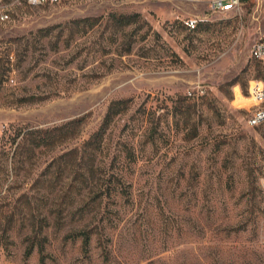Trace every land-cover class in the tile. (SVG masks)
Listing matches in <instances>:
<instances>
[{
	"label": "rangeland",
	"instance_id": "obj_1",
	"mask_svg": "<svg viewBox=\"0 0 264 264\" xmlns=\"http://www.w3.org/2000/svg\"><path fill=\"white\" fill-rule=\"evenodd\" d=\"M0 4V264H264V124L243 108L264 77V0ZM117 99L128 108L85 150ZM82 115L73 137L12 156L18 130Z\"/></svg>",
	"mask_w": 264,
	"mask_h": 264
},
{
	"label": "trees",
	"instance_id": "obj_2",
	"mask_svg": "<svg viewBox=\"0 0 264 264\" xmlns=\"http://www.w3.org/2000/svg\"><path fill=\"white\" fill-rule=\"evenodd\" d=\"M113 19L118 25L126 26L137 22L138 15H113ZM96 21L97 18L95 17H85L76 19L73 21V23H83L86 26H93ZM260 79H264V77L259 78L258 80ZM245 94L248 96V92H245ZM196 97L198 98L199 96ZM128 101V99H117L112 100L108 104L106 112L98 128L89 136L86 141H84L83 148L85 150L89 149L94 152L95 150H98L100 148L107 129L109 128L114 118L128 108ZM244 110L246 111V109ZM84 120L85 115H82L51 128H31L26 130H18L14 135H12V143L15 144V149L12 156L14 157L16 156V154H22L25 151L29 153L35 148L53 147L56 144L64 142L65 140L75 135V130L84 122ZM67 154L68 153H63L59 156V158H62ZM83 236V242L86 245L88 243L89 236L87 233H83ZM29 251L30 249L28 250V252Z\"/></svg>",
	"mask_w": 264,
	"mask_h": 264
},
{
	"label": "built area",
	"instance_id": "obj_3",
	"mask_svg": "<svg viewBox=\"0 0 264 264\" xmlns=\"http://www.w3.org/2000/svg\"><path fill=\"white\" fill-rule=\"evenodd\" d=\"M24 2L29 6H37L41 4H55L60 0H16L17 3ZM242 0H208L209 14L223 13L229 9L239 6ZM9 19L8 9L6 5L0 4V22H6ZM208 15L202 17H187L182 22L189 30L195 29L199 22L208 20ZM250 57L260 63H264V33L254 41L250 49ZM10 82L13 80L10 78ZM205 89L201 85H196L194 89L187 91V96H201ZM248 97L253 99V103L249 106H243L247 113L245 114V122L250 127L258 126L264 123V79H254L250 81L248 86Z\"/></svg>",
	"mask_w": 264,
	"mask_h": 264
}]
</instances>
